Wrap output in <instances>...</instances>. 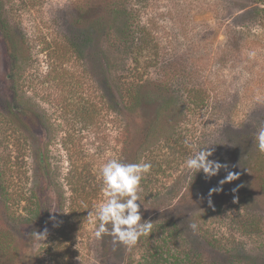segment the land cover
I'll return each instance as SVG.
<instances>
[{
  "label": "rangeland",
  "instance_id": "374dc122",
  "mask_svg": "<svg viewBox=\"0 0 264 264\" xmlns=\"http://www.w3.org/2000/svg\"><path fill=\"white\" fill-rule=\"evenodd\" d=\"M1 4L18 45L0 58V264H264V0ZM12 104L45 130L22 132ZM206 147L226 165L211 178L185 166ZM110 159L152 165L137 203L153 228L132 247L88 217Z\"/></svg>",
  "mask_w": 264,
  "mask_h": 264
},
{
  "label": "clouds",
  "instance_id": "9594fccd",
  "mask_svg": "<svg viewBox=\"0 0 264 264\" xmlns=\"http://www.w3.org/2000/svg\"><path fill=\"white\" fill-rule=\"evenodd\" d=\"M255 140L258 151L264 154V124L259 127ZM185 143L190 148L193 147L188 140ZM211 155L212 150L208 147L198 150L193 148L192 154L185 161V166L195 173L202 170L206 177L211 178L217 175L221 168H226V165L209 159ZM151 167L150 162L125 164L117 159H110L101 166L99 172L106 199L88 214L91 223L96 225L98 222L94 233L97 239L110 234L114 237V243L119 242L132 247L141 236L151 232L153 223L147 220L142 222L140 205L137 203L138 200L140 201L138 195L140 181L150 172ZM235 179H237L235 174L228 173L220 183L222 185ZM190 227L195 230L197 225L193 223ZM32 235L36 241H40L46 237V232H35Z\"/></svg>",
  "mask_w": 264,
  "mask_h": 264
},
{
  "label": "trees",
  "instance_id": "16d2710c",
  "mask_svg": "<svg viewBox=\"0 0 264 264\" xmlns=\"http://www.w3.org/2000/svg\"><path fill=\"white\" fill-rule=\"evenodd\" d=\"M16 36L17 35H15V30L11 31L9 23L4 16L3 7L0 0V58L3 62H7L8 60L11 63V66H14L15 62L17 61V52L15 51V49L17 48L18 44ZM188 94H190V98L194 106L199 108L205 107L207 105L205 90L203 92L192 90ZM7 112L11 120L22 132H30V130L32 129V123L38 126V128L45 123L44 116L41 115L39 111L37 112L35 109H32V107L30 108L29 106H17L15 104H12L8 106ZM42 128L43 127H40L41 132L42 130H45L44 128ZM38 143L39 147L36 150V161L40 170L41 177L44 178L48 174V167L46 166V159L43 156V152L45 151L44 147L42 146L43 138H40V140H36V144Z\"/></svg>",
  "mask_w": 264,
  "mask_h": 264
}]
</instances>
